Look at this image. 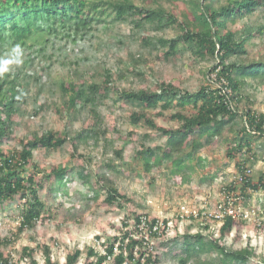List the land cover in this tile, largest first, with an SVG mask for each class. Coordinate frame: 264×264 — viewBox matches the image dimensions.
Masks as SVG:
<instances>
[{
	"label": "trees",
	"instance_id": "obj_1",
	"mask_svg": "<svg viewBox=\"0 0 264 264\" xmlns=\"http://www.w3.org/2000/svg\"><path fill=\"white\" fill-rule=\"evenodd\" d=\"M179 3L185 5L181 11ZM117 24L131 26L112 46H125L124 66L105 68L96 76L73 66L65 80L55 82L63 97L62 106L56 108L61 120L66 121L61 130L54 126L42 131L34 128L24 137H16L18 104L25 100L16 90L23 86L19 78L34 76L35 84L40 79L30 71L16 72L17 78H11L6 70L0 73V206L18 201L22 207L18 233L0 237V264H16L12 253L5 249L24 230L43 219L57 217L54 207L39 191L46 188L47 194L52 195L55 184L75 172L73 162H95L93 152L98 147L113 154L96 163L93 181L105 195L108 209L115 206L128 213L122 221L123 232L104 244V251L89 246L81 264L159 263L161 253H155L159 245L153 244L150 249L151 241L161 236L159 244L167 242L169 221L164 219L163 226H159L157 218L137 211L134 197L118 188L114 178L126 164V147L115 145L110 139L111 130L99 110L101 102H111L127 111L134 126L128 137L136 134L139 124L151 133L167 137L156 146L149 145L150 132L140 138L133 157L138 158L146 172L153 167L152 159L159 161L163 154L172 160L173 172L180 171L192 161L196 151L211 145L228 130L233 137H225L227 154L235 159L238 169L225 186L227 193L248 187L253 191L264 189V171L255 178L251 167L257 160L255 141L264 139V112L255 108L256 94L247 92L250 82L264 87V0H0V50L8 54L17 46L22 53L34 50L27 60L36 62L53 39L75 43ZM173 29L176 34L171 35L169 30ZM126 37L132 44L136 42V50L130 42L127 44ZM160 62H165L163 66H182L188 71L187 77L207 70L213 62L208 72L216 73L217 81H204L192 90L183 84L187 77L179 81L158 76ZM130 79H138L137 84L130 83ZM45 110L46 105L40 104L33 108L31 117ZM163 119L177 121L178 125L160 124ZM77 120L80 127L74 131L72 124ZM14 138L20 148L3 147ZM66 143L69 163L44 167L34 160L35 151L60 150ZM246 168L252 172L241 181L238 175ZM76 172L83 178L92 176L84 168ZM251 194L242 193L244 197ZM209 214L204 209L199 210L198 217L189 214L194 221L203 219L204 232L191 233L190 228L195 225L192 223L185 233L176 234V245L184 250V255L178 256L180 264H264L263 260L258 261L253 248L226 244L225 235L236 225H243L245 217L226 215L215 235L213 226L219 220L210 219ZM180 218L178 215L176 224ZM53 241L57 239L53 237ZM51 248L50 243L44 242L24 247L21 255L30 264H40L35 254L42 249L46 264H60L53 260ZM208 253L216 255V259L204 258ZM82 255L83 250L75 247L63 264H78Z\"/></svg>",
	"mask_w": 264,
	"mask_h": 264
},
{
	"label": "rangeland",
	"instance_id": "obj_2",
	"mask_svg": "<svg viewBox=\"0 0 264 264\" xmlns=\"http://www.w3.org/2000/svg\"><path fill=\"white\" fill-rule=\"evenodd\" d=\"M178 5V11L185 8L182 3ZM129 28L131 26L117 24L113 29L107 28L93 37L80 39L75 43L66 39H53L45 52L46 58L45 55L40 56L36 62L32 61L31 63L27 60V55L34 50L22 53L19 64L14 62L13 52L8 54L0 50V62L8 61L6 72L11 78H17L15 73L22 70L30 71L40 79L39 83L35 84L34 76L19 78V83L23 86L16 90L25 100L18 104L20 110L15 136L24 137L28 130L34 128L42 131L54 126L61 130L66 121H62L56 112V108L62 106L63 97L60 87L55 82L61 83L63 79L65 80L73 66H77L89 74L94 73L95 76L98 72H103L105 68L115 70L119 66H124L127 55L125 46L120 45L118 49L112 46L117 43L121 34L124 36L127 34ZM175 32L174 29L169 30L171 35L176 34ZM125 40L128 45V42L131 43L134 50L138 48L135 41L132 44L129 38L126 37ZM158 64L162 68L158 73L161 78H176L180 81L182 77L188 76V71L180 65L163 66L165 62ZM212 64L213 62L209 64L207 70L203 68L204 72L201 71L199 74L187 77L183 83L184 86H189L194 90L204 81H208V71L212 68ZM85 76L89 78L87 73ZM137 81L138 79H130L132 84H137ZM249 84L247 92L256 94L255 108L264 112V87H258L254 82ZM43 103L46 105V110L41 111L37 117H31L33 108ZM99 110L105 119L104 123L111 130L110 139H114L115 145L126 147L124 152L126 159L123 162L126 164L120 168L119 176L114 178L118 188L134 197L137 211L147 212L160 222L167 219L172 229L165 235V239H167L165 244H159V241L162 240V237L159 236L151 241L150 249L153 248V244L159 245V249L155 248V253H161L158 264H180L178 256L184 255V250L176 245V234L185 233L192 223L195 225L190 228L191 233L205 231L199 224L203 222L202 219L194 221L187 216V213L200 209L209 211L216 209L217 211L219 203L223 201L224 187L234 179L237 172L238 167L235 159L227 154L225 138H231L233 134L227 130L226 134L218 137L214 143L196 151L192 161L187 162L188 165L176 173L173 172L175 167L172 160H168L166 154H163L159 161H155L153 158V167L146 172L143 164L133 156L135 149L140 145V138L150 130L143 124H139L136 127V134L128 137L127 133L134 126L130 122L126 110L111 102H101ZM160 124L177 126L178 122L172 120L169 122L163 119L160 120ZM79 127L80 121H74L72 129L75 131ZM151 134L148 141L151 146L162 144L167 139L166 136H159L157 132ZM9 146L13 149L20 148V143L14 138L10 143L3 144L5 148ZM254 148L257 160L251 167H253L254 177L258 178L264 171V139H256ZM93 153L95 162H73L75 172L73 171L68 174L66 179L57 182L55 184L56 191L52 195L47 194L46 188L39 191L40 195L47 198L50 205L54 207L57 217L43 219L35 227L27 228L15 243L5 249V252L12 253L16 264H30L28 258H22L23 248L36 247L44 242L51 244L52 258L60 264L65 262L66 255L71 250L80 247L83 250V255L78 264H81L89 246L93 245L96 249L104 251V244L123 232L122 221L128 213L127 210L115 206L108 209L104 203L105 195L93 181L96 163H99L105 156H111L113 151L98 147ZM69 154V145L66 143L60 150L35 151L34 160L40 161L44 167L49 166L50 163L63 165L69 163ZM239 158L241 159L242 156ZM82 168L85 173H92V176L90 178L81 177L76 171H80ZM242 201L241 207L248 215L245 217V221H247L242 222L243 225H236L231 232L225 235L226 244L235 248L251 247L259 255L260 260L258 261H264V189L253 191L250 197H245ZM21 210L22 207L18 205V201L0 206V237L18 233ZM183 214L185 217H181ZM178 215L181 218L176 224ZM222 223L223 221H220L213 226L215 235L219 234ZM99 236L101 238H98ZM53 237L57 239L56 242L53 241ZM35 257L40 264H46L45 253L42 249L37 251ZM203 257L207 259L212 257V254H204ZM212 258L216 259V255H213ZM188 264H193V261H189ZM251 264L257 263L253 261Z\"/></svg>",
	"mask_w": 264,
	"mask_h": 264
},
{
	"label": "built area",
	"instance_id": "obj_3",
	"mask_svg": "<svg viewBox=\"0 0 264 264\" xmlns=\"http://www.w3.org/2000/svg\"><path fill=\"white\" fill-rule=\"evenodd\" d=\"M207 78H208L209 83H214V81H217L216 80V73H213V72L209 73ZM213 85L219 86V84H213ZM251 172H252V170L250 168H246L244 170L243 174L238 175L239 180H241V181L246 180L248 178V175ZM246 191H247V194L253 193V189L250 187H248L247 190L245 189L244 191H241V190L235 191V189H234L231 191V193H227L226 188L224 187V189L222 191L223 201L219 203L217 211H216V209L213 211H210L209 218L210 219L217 218L219 220V222L220 221L222 222L226 215H231L234 218H241L242 216L248 217V215L243 211V209L241 207V203H243L242 199H245V197L242 195V193L243 192L246 193ZM207 213H208L207 211L204 212L205 215ZM185 214H183L181 217H185ZM189 214H194L195 217H198L199 211H196V210L189 211V213H187L188 217H189ZM198 219H200V218H198ZM202 221H203V219H202ZM162 222H160L159 226L160 225L163 226ZM199 224L201 226H203V225H205V222L203 221V222H200ZM159 226H156L155 228H157ZM169 230L172 231V229L170 228L169 222H168L167 232Z\"/></svg>",
	"mask_w": 264,
	"mask_h": 264
},
{
	"label": "clouds",
	"instance_id": "obj_4",
	"mask_svg": "<svg viewBox=\"0 0 264 264\" xmlns=\"http://www.w3.org/2000/svg\"><path fill=\"white\" fill-rule=\"evenodd\" d=\"M13 55L15 58V63L19 64L20 61V57L22 56V50L19 48V46H17L16 48L13 49ZM8 61H3L0 62V73H2L3 71L6 70V65H7Z\"/></svg>",
	"mask_w": 264,
	"mask_h": 264
}]
</instances>
